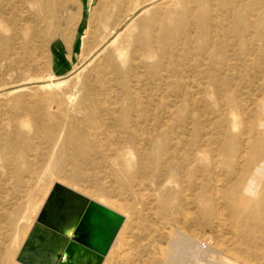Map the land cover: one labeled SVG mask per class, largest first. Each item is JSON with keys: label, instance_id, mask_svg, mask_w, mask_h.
Listing matches in <instances>:
<instances>
[{"label": "rangeland", "instance_id": "374dc122", "mask_svg": "<svg viewBox=\"0 0 264 264\" xmlns=\"http://www.w3.org/2000/svg\"><path fill=\"white\" fill-rule=\"evenodd\" d=\"M15 132L36 133L35 172L0 203V264H23L15 202L42 208L57 180L119 216L102 264H264L262 241L239 252L223 204L236 183L264 191V0H0V145ZM118 164L138 181L121 184ZM200 183L219 218L200 215Z\"/></svg>", "mask_w": 264, "mask_h": 264}, {"label": "bare ground", "instance_id": "6f19581e", "mask_svg": "<svg viewBox=\"0 0 264 264\" xmlns=\"http://www.w3.org/2000/svg\"><path fill=\"white\" fill-rule=\"evenodd\" d=\"M35 135L36 133L34 135H27L22 132L4 133V141L2 138L3 143L0 145V193L3 194L0 196V203L8 202L11 194L16 193L23 187H27L30 183L31 175L35 171H33V163L28 165V156L24 150L27 147V142L35 139ZM15 139L18 143H11ZM93 152L85 145L74 146L72 150L73 155H83L85 159L90 158L91 160H93V155H95ZM25 164L26 166L24 167ZM111 171L121 184H126L130 180L138 181V172L122 164L113 166ZM47 185L44 196L50 193L42 208L40 207L44 200L43 197L33 203H31V198H29L28 205L24 207V204L20 203V198L15 202L12 211L6 216L9 222V229L13 228L15 224L24 222L27 225L26 229H28L24 232V235L27 234L29 236L35 223L39 221L60 229L66 235L73 232L81 240L82 238L85 240L90 239L91 243L86 244L100 251V254H97L73 241L71 248L66 253L62 252V258L58 260V263L61 262V264H102L103 256L108 259L114 250L121 247L122 236L117 228L118 223L114 220L116 217L119 219V216L114 214L115 211L110 201L102 202L97 198L88 197L87 199L85 198L87 196L85 192L82 190L77 191L74 189L76 187H70L71 184L63 181L57 180L55 183L50 182ZM196 189L201 192V195L196 197L194 201L200 215L206 220L213 215L219 218L221 216L220 212L214 211V213H211L208 199L202 195L207 190L206 185L200 183L196 185ZM261 194L263 195L264 191L258 193L250 189L246 184L236 183L223 198L225 210H227L232 221L236 224V235L241 242L239 246V252L241 253L251 255L261 249L257 248L260 241L264 243V203L261 200ZM88 201L89 204L85 213L81 215ZM90 204H93V210L91 211L89 209ZM86 237L88 238L86 239ZM263 246L264 244L262 248H264ZM60 250L57 249L52 253L51 264L56 262V255ZM164 256L167 259L168 257L170 258L171 252L168 250ZM223 259L225 260L221 264H229V258L226 260L224 255ZM34 264L40 263L36 261ZM46 264L49 263L46 262Z\"/></svg>", "mask_w": 264, "mask_h": 264}, {"label": "water", "instance_id": "95a60500", "mask_svg": "<svg viewBox=\"0 0 264 264\" xmlns=\"http://www.w3.org/2000/svg\"><path fill=\"white\" fill-rule=\"evenodd\" d=\"M88 204L89 201L85 204L81 215H84ZM73 241L88 250L100 254L99 250L94 249L85 242L75 238L69 239L60 229L37 221L32 232L25 240L21 251L18 253L17 260L23 264H34L36 261L40 264H46V262L51 264L52 253L57 249H61L60 251L66 253L71 248ZM54 264H61V262H54Z\"/></svg>", "mask_w": 264, "mask_h": 264}, {"label": "crops", "instance_id": "0c3cea01", "mask_svg": "<svg viewBox=\"0 0 264 264\" xmlns=\"http://www.w3.org/2000/svg\"><path fill=\"white\" fill-rule=\"evenodd\" d=\"M58 46H59V50H60L59 53H58L59 57H60L59 59H61V57L64 56V53H65L63 51V50H65V48H64V43L62 42V40L59 41Z\"/></svg>", "mask_w": 264, "mask_h": 264}, {"label": "built area", "instance_id": "2783aa9c", "mask_svg": "<svg viewBox=\"0 0 264 264\" xmlns=\"http://www.w3.org/2000/svg\"><path fill=\"white\" fill-rule=\"evenodd\" d=\"M201 246H202V247H205L206 245H205V243H201Z\"/></svg>", "mask_w": 264, "mask_h": 264}]
</instances>
